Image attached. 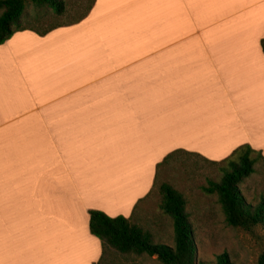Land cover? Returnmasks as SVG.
<instances>
[{
	"label": "crops",
	"instance_id": "obj_1",
	"mask_svg": "<svg viewBox=\"0 0 264 264\" xmlns=\"http://www.w3.org/2000/svg\"><path fill=\"white\" fill-rule=\"evenodd\" d=\"M263 38L264 0H94L1 43L0 264H96L89 210L164 238L148 197L174 150L264 158Z\"/></svg>",
	"mask_w": 264,
	"mask_h": 264
},
{
	"label": "trees",
	"instance_id": "obj_2",
	"mask_svg": "<svg viewBox=\"0 0 264 264\" xmlns=\"http://www.w3.org/2000/svg\"><path fill=\"white\" fill-rule=\"evenodd\" d=\"M29 1L35 7H49L57 14L65 10L64 0ZM93 3L94 0H90L86 9L75 19L50 25L44 29H36L21 23L25 12V0H0V44L16 31L30 28L42 35L57 26L75 23L87 15ZM261 47L264 52V38L261 40ZM183 154L196 155L181 149L167 154L156 165L153 187L157 180L158 170ZM199 157L207 163L217 165L220 171L219 180H208L201 189L207 194H217L225 223L244 231H251L257 225H263L264 202L256 205L247 202L238 186L244 178L256 171L258 164H261L264 170V158L261 153L252 149L248 144H243L218 162ZM158 189L161 195L159 208L172 220L174 245L168 246L154 242L151 232L134 223L130 218L122 215L110 217L102 211L89 210V231L100 240L102 246V255L96 264L103 261L107 248L122 254H146L155 257L161 264H195L196 244L185 209L186 200L181 192L168 183H160ZM200 264H229V262L226 254H220L215 261L200 262ZM256 264H264V253H260Z\"/></svg>",
	"mask_w": 264,
	"mask_h": 264
},
{
	"label": "rangeland",
	"instance_id": "obj_3",
	"mask_svg": "<svg viewBox=\"0 0 264 264\" xmlns=\"http://www.w3.org/2000/svg\"><path fill=\"white\" fill-rule=\"evenodd\" d=\"M90 0H64V12L57 14L49 7H35L25 0V12L21 23L36 29H44L57 23L77 18ZM217 165L203 161L197 155H180L158 170L157 180L149 195L148 213L159 214L166 227L165 236L155 237L154 242L173 246L172 220L159 208L161 195L159 185L170 184L181 192L186 200L185 209L191 223L196 244L195 264L215 261L226 254L229 264H256L260 253H264V224L251 231L228 226L225 223L217 194H207L201 187L208 180H219ZM239 189L247 202L256 205L264 202V170L258 164L256 171L239 183ZM167 228H170L167 230ZM100 264H161L146 254H122L107 248Z\"/></svg>",
	"mask_w": 264,
	"mask_h": 264
}]
</instances>
